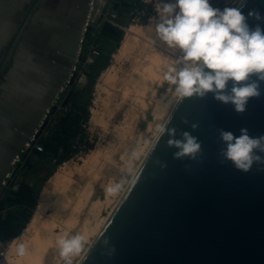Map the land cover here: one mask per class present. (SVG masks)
I'll use <instances>...</instances> for the list:
<instances>
[{"label":"water","instance_id":"95a60500","mask_svg":"<svg viewBox=\"0 0 264 264\" xmlns=\"http://www.w3.org/2000/svg\"><path fill=\"white\" fill-rule=\"evenodd\" d=\"M25 1L0 0V161L6 163L0 164V183L48 107L28 91L19 94L14 79L54 91L70 82L92 0H60L51 11L38 3L46 17L52 14L50 27L25 37L30 45L22 47L25 27L20 35V26L13 28ZM251 10L264 17V0H247L245 16ZM248 23L264 28V20ZM169 117L168 127L177 129V138L190 132L203 154L194 161L176 160L168 137L156 138L78 264H264V171L254 165L245 174L231 163L221 164L219 157L221 129L237 136L241 128L252 136L264 135V94L250 100L240 115L211 94L178 99ZM192 124L198 125L195 131Z\"/></svg>","mask_w":264,"mask_h":264},{"label":"rangeland","instance_id":"374dc122","mask_svg":"<svg viewBox=\"0 0 264 264\" xmlns=\"http://www.w3.org/2000/svg\"><path fill=\"white\" fill-rule=\"evenodd\" d=\"M142 1L144 6L152 9L150 19L145 24L154 28L158 15L157 0ZM115 3L118 4L116 8ZM211 3L221 9L236 6L235 0H211ZM132 12L130 4L125 0H107L97 22L85 26L83 53L88 52L86 46L94 41L101 51V47L105 46L103 37L113 39V31L118 33V30L123 31V36L119 39L120 46L127 27L145 25L128 20ZM119 46L111 53L108 65L99 73L95 72L94 82L88 77L89 73L94 74L93 64L83 73L80 67L77 68L71 75L70 82H66L53 105L42 117L45 121L54 123L53 126L49 125L50 133L54 136L63 131L61 120L69 112L76 113L87 106L90 113L84 127L89 151L70 158L57 167L49 162L50 159L58 162L49 152L35 161L29 171L31 178H34V188L29 191L32 209L23 220L31 216L36 206L44 201L42 222L53 227L55 237L52 238V243L46 244L44 240L34 239V234L25 237L22 235L23 231L19 234L11 233L0 252V264H59L62 258L57 241L66 235L80 234L84 237V248L80 255L73 257L77 262L91 241H94L95 233L92 231L96 224H100L111 213L131 182L136 168L143 161L156 136V126L167 121L177 99L173 94L174 86L165 81L163 76L175 54L156 39L154 31L150 42L141 38L133 41L126 57L118 62L115 61L114 54ZM155 55H159L161 63L159 67L155 66L153 72H147L149 59ZM107 68L109 72L103 75ZM160 98L171 101L162 116L157 117L154 109ZM74 103H78V106L72 110ZM92 109L97 110L93 123L90 122ZM53 149L55 151L57 148ZM29 164L22 160L20 165L11 168L15 174V183L25 181L23 174L29 169ZM54 173L57 176L52 178ZM85 227L89 232L83 234L87 229ZM19 244L25 246L23 256L17 254Z\"/></svg>","mask_w":264,"mask_h":264},{"label":"clouds","instance_id":"9594fccd","mask_svg":"<svg viewBox=\"0 0 264 264\" xmlns=\"http://www.w3.org/2000/svg\"><path fill=\"white\" fill-rule=\"evenodd\" d=\"M235 2L236 6L221 9L211 0H157L155 26L149 25L147 30L154 31L156 39L175 54L163 76L174 86V98L204 99L211 94L216 102L231 105L240 115L247 111L250 100L264 94V28L248 23L264 17L256 10L245 16L247 0ZM170 120L156 126L157 141L166 135L167 146L176 149L174 159L196 160L203 154L198 137L185 131L178 139L177 129L168 127ZM191 127L195 131L198 125ZM219 139L224 145L219 151L221 164L231 163L245 174L254 165L264 171V135L252 136L247 128H241L237 136L221 129ZM57 244L64 264H73L72 258L84 248V237L66 235ZM25 252L24 244H19L17 254Z\"/></svg>","mask_w":264,"mask_h":264},{"label":"bare ground","instance_id":"6f19581e","mask_svg":"<svg viewBox=\"0 0 264 264\" xmlns=\"http://www.w3.org/2000/svg\"><path fill=\"white\" fill-rule=\"evenodd\" d=\"M106 1L107 0H92L91 1L90 8L87 11V16H86L85 21L83 23V29H82L83 33L86 30L85 29L86 25L94 24L95 22H97V20L99 19L100 15H101V12L103 10V6H104ZM67 4L68 3L66 2L65 6ZM147 27H148V25L145 24V25H141V26L130 25L129 27L126 28V31H125L124 37L121 41V44H120L119 48L117 49V52L114 54L115 61L119 62L124 57H126V54L130 50V47H131L133 41H135L136 39L141 38V39H145L146 41H149V42L151 41L152 36H153V32H149L147 30ZM140 28H145V30H141ZM81 38H82V35H81ZM163 50H166V49L163 48ZM159 61H160L159 55H155V56L151 57L149 59L148 64H147L146 71L147 72H153L155 70V66L159 67V64L161 63ZM109 68L106 69V72L103 71L104 72L103 75H105L109 72ZM20 83L23 84L24 86L21 85ZM14 84L17 87L16 91L19 94H21L23 91H28L29 93L33 94L35 97H37L39 99H43V101H46L48 103V107L45 109V113L48 111V108L53 105L55 99L57 98V96L59 94V91H54V90L50 89L49 87L38 85V84L31 82L25 78H23V79L22 78H15ZM170 101H171L170 99L166 100L165 98H160L159 100H157L156 106L154 109V115L157 117L162 116V114L167 110L168 104ZM177 101H178V99H177ZM177 101H176V103H177ZM172 110H171V112H172ZM171 112L169 113V115L171 114ZM92 114L93 115L90 117V122L93 123L95 121V117H97V110L92 109ZM169 115H168V117H169ZM156 138H157V136H155L154 140L149 145L148 151L151 148V146L154 143ZM148 151H147V153H148ZM147 153L145 154V156L147 155ZM144 158H143V160H144ZM142 162L143 161H141V164H142ZM2 163L3 162L0 161V164H2ZM3 165H6V163H3ZM140 165L138 166V168H136L134 175L136 174ZM134 175H133V177H134ZM55 176H57V173L53 174L52 178H54ZM125 190H124V192H125ZM123 193H122V195H123ZM122 195H121V197H122ZM121 197L119 198L117 203L115 202L116 204L114 205L111 213L113 212L116 205L119 203ZM44 213H45V204H44V201H41L36 206L35 211L31 215V217H30L28 223L26 224L25 228L22 230L23 231L22 235L26 237V236H31L32 234H34V236H35L34 239H38L40 241L44 240L46 242V244H51L52 238L55 237V235H54V232L52 229L53 228L52 225L50 226V224H47V223L43 224L42 220H43ZM111 213L106 218L102 219L100 224L97 223L96 226L94 227L92 232L95 233V239L98 236V234L101 232L102 228L104 227V225L107 222L108 218L110 217ZM42 227H44V230ZM85 228H87V227H85ZM88 232H89V230L87 228V229H85L83 234H86ZM93 242L94 241H91V243H90L89 247L87 248V250L85 251V253L88 251V249L90 248V246L92 245ZM85 253L83 254V256L85 255ZM83 256L79 260H77V263H79L81 261Z\"/></svg>","mask_w":264,"mask_h":264},{"label":"built area","instance_id":"2783aa9c","mask_svg":"<svg viewBox=\"0 0 264 264\" xmlns=\"http://www.w3.org/2000/svg\"><path fill=\"white\" fill-rule=\"evenodd\" d=\"M132 11L133 12L131 14V22L137 23V22H142V20L145 21V20L150 19L151 12L149 13L150 10L146 6H143L141 8H134L132 9ZM115 25L117 27H120L118 24H115ZM84 34L85 32L82 34V38L80 39L79 48H78L75 62L72 68V74L79 67L82 73L86 71L87 68H89L95 62L96 58L100 55V50L97 47V45H95V41L87 45L86 47L88 48V52L85 54L83 53L84 52L83 47L85 44ZM61 89H63V87ZM50 124L51 126H53L54 123H50V121H45L44 119H41V121L36 126L35 130L31 134L27 142L24 144L23 148L12 158V161L10 162L9 172L7 173L6 177L0 183L2 187H6L9 184L8 181L13 179V176H15L13 169L11 170V168L16 167L21 164L22 162L21 154L22 153H24L27 150H31V149H34L35 151L39 153L45 152V143L48 141L51 142L54 137L50 133V127H49ZM84 127H85V123L82 124L83 132L79 133L75 138V141L72 147L73 152L71 153L70 158L82 155L86 151L90 150L89 144L85 137ZM75 263L78 264L77 262L73 260V264ZM59 264H64L63 259L60 260Z\"/></svg>","mask_w":264,"mask_h":264},{"label":"trees","instance_id":"16d2710c","mask_svg":"<svg viewBox=\"0 0 264 264\" xmlns=\"http://www.w3.org/2000/svg\"><path fill=\"white\" fill-rule=\"evenodd\" d=\"M128 4H130L131 8H141L144 6V3L142 0H125ZM149 13H152V9L149 8ZM131 21V16L128 19ZM146 21V20H145ZM144 20H142V23L145 24ZM113 31V30H112ZM114 32L113 39H108L110 37H103V40H105V46L101 47L100 55L96 58L95 62L92 65V71L94 74L91 73L88 74V77L91 79L92 82L95 81V72L99 73V71L103 68H105L109 60L111 58V53L119 46V39L123 36V31L118 30V33L116 31ZM107 41V42H106ZM100 50V48H99ZM78 103H74L72 110L76 108ZM89 110L87 106H84L83 109H79L78 112L73 113L72 111L68 113L62 120L61 124L67 126L66 130H63V134L65 135V143L62 145V151L55 150L56 152L53 154L54 158L58 159L57 164H60L64 161H67L70 159L71 153L73 152V144L75 141L76 136L79 133L83 132L82 124H84L86 121H88L89 118ZM56 135V134H55ZM54 135L53 140L50 142L45 143V152L42 154H47V151L50 152L51 149L54 147L59 146L57 145L58 142H55L56 136ZM58 148V147H57ZM50 175V172L48 173ZM48 175V176H49ZM31 216H29L26 220H22L20 222L13 223L11 225V229H13V232L16 234L21 233V231L25 228L26 224L28 223ZM11 233H7V236L3 237L4 240H7L8 236Z\"/></svg>","mask_w":264,"mask_h":264},{"label":"crops","instance_id":"0c3cea01","mask_svg":"<svg viewBox=\"0 0 264 264\" xmlns=\"http://www.w3.org/2000/svg\"><path fill=\"white\" fill-rule=\"evenodd\" d=\"M110 30L112 31L113 29ZM64 126L65 125H63L62 130H66L67 126ZM63 133L64 132L62 131L61 133L55 135V142H58L57 145L62 144L61 142L65 139L64 135L66 134ZM57 147V150L62 151V145ZM50 152V154H54L56 151L51 149ZM47 154H49V151H47ZM42 156H45V154L39 153L34 149L27 150L22 153V160H25V163H30L29 169L23 174L25 181L23 180L21 182L15 183L13 179H11L8 181L9 184L6 187H0V252H2L5 247V240L3 237L7 236V233L9 232L12 234L14 233L13 229H11V225L13 223L22 221L24 216L27 215L28 212H31V195L29 191L33 190L34 188V178H31V173H29V171L33 167L32 164L38 159L42 158ZM49 162H53L55 167L58 165L55 163V161H51V159Z\"/></svg>","mask_w":264,"mask_h":264},{"label":"flooded vegetation","instance_id":"af4514ba","mask_svg":"<svg viewBox=\"0 0 264 264\" xmlns=\"http://www.w3.org/2000/svg\"><path fill=\"white\" fill-rule=\"evenodd\" d=\"M59 1L60 0H55V2L49 1V0H47V1L26 0L25 2H23L21 12L16 17L15 22H14V28H13V31H15L20 26L19 31H18V35H20L21 30L25 27L24 32L21 36V40H20V44L23 45L22 47H27L28 45H30V43L24 39L25 37H31L32 38L34 36V34L36 35L39 32L40 29L43 28L45 30L48 27H50L49 22L51 20L49 18L51 17L52 14L49 15L50 17L49 16L46 17L45 14H47V11H51L50 9L54 8L55 5L59 3ZM38 3L43 5L44 6L43 8H48V10L46 11V9H42V10L39 9L37 7ZM62 3L60 5H62ZM57 9H58V7H57ZM3 49L4 48L0 49V56L3 53ZM4 59H5V57H4ZM21 85H23V84H21Z\"/></svg>","mask_w":264,"mask_h":264}]
</instances>
